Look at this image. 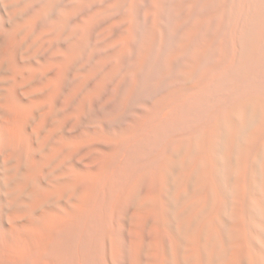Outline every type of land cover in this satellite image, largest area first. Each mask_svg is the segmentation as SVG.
I'll list each match as a JSON object with an SVG mask.
<instances>
[{
    "label": "bare ground",
    "instance_id": "bare-ground-1",
    "mask_svg": "<svg viewBox=\"0 0 264 264\" xmlns=\"http://www.w3.org/2000/svg\"><path fill=\"white\" fill-rule=\"evenodd\" d=\"M0 264H264V0H0Z\"/></svg>",
    "mask_w": 264,
    "mask_h": 264
}]
</instances>
